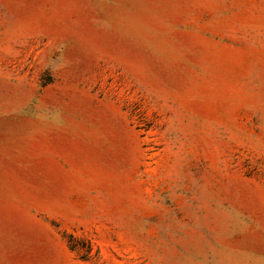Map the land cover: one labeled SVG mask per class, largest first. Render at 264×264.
Returning <instances> with one entry per match:
<instances>
[{
    "label": "rangeland",
    "instance_id": "374dc122",
    "mask_svg": "<svg viewBox=\"0 0 264 264\" xmlns=\"http://www.w3.org/2000/svg\"><path fill=\"white\" fill-rule=\"evenodd\" d=\"M0 264H264V0H0Z\"/></svg>",
    "mask_w": 264,
    "mask_h": 264
}]
</instances>
